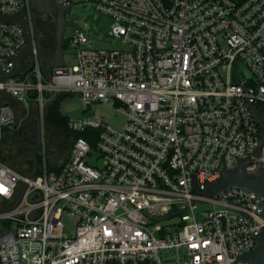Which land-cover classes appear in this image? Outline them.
<instances>
[{"label": "built area", "instance_id": "obj_1", "mask_svg": "<svg viewBox=\"0 0 264 264\" xmlns=\"http://www.w3.org/2000/svg\"><path fill=\"white\" fill-rule=\"evenodd\" d=\"M80 2L109 15L110 35L130 48L92 46L78 28L69 38L74 63L47 76L34 51L8 76L28 44L22 19L35 45L33 6L0 0V147L19 123L18 101L1 90L32 102L22 118L36 106L43 122L50 100L77 92L86 105L112 101L126 121L116 129L70 118L71 155L57 170L44 128L34 176L0 158V264H250L237 256L257 244L261 197L237 186L204 189L224 162L233 168L239 158L256 174L258 161L264 167L262 129L246 104L248 97L264 113V0L70 6ZM88 127L101 129L94 141L77 134Z\"/></svg>", "mask_w": 264, "mask_h": 264}, {"label": "water", "instance_id": "obj_2", "mask_svg": "<svg viewBox=\"0 0 264 264\" xmlns=\"http://www.w3.org/2000/svg\"><path fill=\"white\" fill-rule=\"evenodd\" d=\"M79 0L73 1L71 4L77 2ZM31 5L41 14H50V13H56V48L53 52H46L41 49L40 46L34 45L33 37L30 29L29 23L22 19L21 22L25 25L27 29V35H28V44L25 48L19 51L16 57V67L15 69L8 74V76H13L17 74L20 71L21 67V60L24 55H28L36 51V53L43 59L45 64L48 67H59L64 64L65 60V52H64V45H65V31L67 25H72L76 28H81L80 25H77L73 22H70L66 19V14L71 10V4L68 7H62L58 0H30ZM24 11H22V14ZM246 76L251 77V72L247 69V67L242 64L241 65ZM1 93L6 96L9 99H14L18 101V109L16 112L17 121L21 124H24L28 122L29 119L32 117H35L38 123V131L39 133L42 130V123L41 119L38 114L31 115L28 118H22L24 105L23 103L17 98L16 96L12 95L11 93L1 90ZM247 97V96H246ZM253 113L251 115H254L255 119L253 121H257L262 129V144L264 143V113H261L259 109L256 107V105L251 103V100L247 97V103ZM244 104V105H246ZM45 128L48 131V141L51 145H56L59 143L60 138L63 136H69L71 135L67 130L62 129L59 126L51 124L48 119L45 121ZM261 144V145H262ZM33 158L35 161V166L33 169L29 172V176H34L37 172L39 163L38 158L36 154L33 151H30L29 153L22 154L20 158ZM224 161V158H223ZM260 163L259 166V173H249L245 169V164H242L240 162V159L238 158V164L237 166L233 168H226L225 162L222 167V174L217 179L207 182L204 191L208 195H212L215 192L224 190L229 187H244L245 189L254 191L259 197H261V201L258 202V206L260 207L261 216L263 217L262 226L260 227V231L258 233H254L257 237V244L255 247L251 250H244L243 254L237 256V258H241L243 260L249 261L250 264H264V167L261 165V161H258ZM193 174V173H192ZM194 175V184L196 187V190L199 191L196 185V175ZM26 189V184H24L21 195L18 199V201L13 205H17L23 196V193ZM12 206V207H13ZM7 209V208H6ZM4 210V209H1ZM0 210V211H1Z\"/></svg>", "mask_w": 264, "mask_h": 264}, {"label": "rangeland", "instance_id": "obj_3", "mask_svg": "<svg viewBox=\"0 0 264 264\" xmlns=\"http://www.w3.org/2000/svg\"><path fill=\"white\" fill-rule=\"evenodd\" d=\"M35 12V20L38 24L47 28L48 21L53 22L55 25L54 17L50 18L48 14L39 13L34 7L32 9V15ZM66 19L83 28L90 38V43L92 46L96 47H109V48H130L128 44L123 43L120 39H115L110 35L112 19L109 15L97 12L93 5L89 2L87 3H76L71 7V10L67 12ZM47 38H53V46L55 47V31L50 27L47 28ZM78 29L72 25H67L65 31V40L68 39V46L64 49L65 61L67 65L74 63V47L69 43V38ZM47 39V40H48ZM47 42V41H46ZM50 49V48H49ZM24 106L32 104L30 101H23ZM59 109L63 115L69 118H80L84 116L94 117L101 119L104 123L111 125L113 128L120 129L125 121L126 116L116 110L113 102H94L90 105H86L84 99L80 93L69 92L64 94L59 101ZM20 132V127L9 128L5 135L6 141L3 142L1 151L6 161L12 166L16 165V159H11L13 139ZM71 140L68 143L59 142L56 145H51L50 143V158L52 160L58 159L59 161H65L69 158V149ZM58 155V156H57ZM91 162V160H90ZM21 167V165H19ZM19 167V168H20ZM17 168V167H16ZM27 171V169H23ZM6 201L4 198L0 197V206L4 205Z\"/></svg>", "mask_w": 264, "mask_h": 264}, {"label": "flooded vegetation", "instance_id": "obj_4", "mask_svg": "<svg viewBox=\"0 0 264 264\" xmlns=\"http://www.w3.org/2000/svg\"><path fill=\"white\" fill-rule=\"evenodd\" d=\"M48 16L50 18L54 17L55 25H53V22L51 23V21H48L47 24H48V27L51 26V28L55 31L56 13H50V14H48ZM40 24H38V22H36L35 12H34L33 17H32V31H33L34 39L36 41V45L40 46L42 50H44L48 53L53 52L56 48V44L54 47L53 46V42H54L53 38L52 39L47 38V32H48L47 28L48 27L45 28ZM55 42H57L56 41V31H55ZM25 57L29 58L30 55H26ZM35 114L39 115L36 106H33L29 112V115H27L25 118H28L29 116L35 115ZM39 117H40V115H39ZM40 119H41V117H40ZM46 119H47V115H46L43 122L41 119L42 130L40 133L38 131V123H37V120L35 117H32L31 119L28 120V122H26L24 124H21V123L16 124V127H20V132L13 139V147H12V151H11L13 158L19 159L22 154L29 153L30 151H33L37 156V153H38V151L42 145L43 138H44L43 128L47 131V129L45 128ZM67 131L71 135L61 137L59 142L68 143L74 137V134L72 131H70V130H67ZM47 135H48V131H47ZM27 158H30V157H27ZM22 159H24V158H22Z\"/></svg>", "mask_w": 264, "mask_h": 264}, {"label": "trees", "instance_id": "obj_5", "mask_svg": "<svg viewBox=\"0 0 264 264\" xmlns=\"http://www.w3.org/2000/svg\"><path fill=\"white\" fill-rule=\"evenodd\" d=\"M68 46V39L65 40V45H64V48L63 49H66V47ZM27 68H30V63L27 65ZM51 67H48L45 63L43 64V70L44 72L46 73L47 76L50 75L51 73ZM69 92H61L59 94H57L52 100L49 101L48 103V106H47V109H46V115H47V119L48 121L53 124V125H56V126H59L61 127L62 129H65V130H71V128L69 127V117L66 116V115H63L59 109V101H60V98L64 95V94H67ZM9 129H6L5 130V135L6 133L8 132ZM100 128H94V127H88L86 128L84 131H82L81 133H77L79 135H82V136H85L87 138H91V140H95V137L97 136V134L100 132ZM5 135L3 137V141H2V144L3 142L6 141V138H5ZM71 144H70V149H69V157L71 155V148L73 146V143H74V137L71 139ZM50 144L48 143L47 145V159H48V164H49V167L50 169H53V170H57L58 168L61 167V165L63 163H65L67 160L65 161H59L57 158L52 160L50 158V152H49V148H50ZM54 146V145H53ZM2 147V145H1ZM1 147H0V158L6 162V159L5 157L3 156L2 154V151H1ZM55 147V146H54ZM58 156V155H57ZM37 157L38 159H40V155L39 153H37Z\"/></svg>", "mask_w": 264, "mask_h": 264}, {"label": "crops", "instance_id": "obj_6", "mask_svg": "<svg viewBox=\"0 0 264 264\" xmlns=\"http://www.w3.org/2000/svg\"><path fill=\"white\" fill-rule=\"evenodd\" d=\"M12 158H13V156L11 157V159ZM13 159H16V162H15L16 165L14 164V166H12V164L8 163L7 161L6 162L20 172H28L29 173L33 169V167L35 166V161L33 158H24V159L13 158ZM19 165H21V167ZM22 168L27 169V171L22 170Z\"/></svg>", "mask_w": 264, "mask_h": 264}]
</instances>
